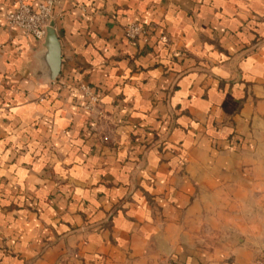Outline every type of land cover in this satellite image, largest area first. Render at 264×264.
<instances>
[{
  "label": "crops",
  "instance_id": "1",
  "mask_svg": "<svg viewBox=\"0 0 264 264\" xmlns=\"http://www.w3.org/2000/svg\"><path fill=\"white\" fill-rule=\"evenodd\" d=\"M12 2L0 264H264V0H59L56 76Z\"/></svg>",
  "mask_w": 264,
  "mask_h": 264
},
{
  "label": "built area",
  "instance_id": "2",
  "mask_svg": "<svg viewBox=\"0 0 264 264\" xmlns=\"http://www.w3.org/2000/svg\"><path fill=\"white\" fill-rule=\"evenodd\" d=\"M11 9L5 15V24L11 28H20L36 40H43L46 29L52 20V8L59 0H45L33 7L23 0H12ZM145 27L141 24L131 23L125 26L124 35L132 40L145 34ZM80 90L87 99L84 107L90 112L98 108V93L90 86L81 83Z\"/></svg>",
  "mask_w": 264,
  "mask_h": 264
},
{
  "label": "water",
  "instance_id": "3",
  "mask_svg": "<svg viewBox=\"0 0 264 264\" xmlns=\"http://www.w3.org/2000/svg\"><path fill=\"white\" fill-rule=\"evenodd\" d=\"M53 22H50L45 34V45L49 53V60L53 71V76H56L59 72L60 56H59V45L52 28Z\"/></svg>",
  "mask_w": 264,
  "mask_h": 264
},
{
  "label": "rangeland",
  "instance_id": "4",
  "mask_svg": "<svg viewBox=\"0 0 264 264\" xmlns=\"http://www.w3.org/2000/svg\"><path fill=\"white\" fill-rule=\"evenodd\" d=\"M216 204V203H215ZM218 204V203H217ZM232 202H231V204H229L228 205V207H232ZM249 205H250V209L252 210V209H254V207H255V202L254 201H250L249 202ZM220 207H224V208H226V206L224 205L223 206V204H221V202H219V206L217 205V209H220ZM231 218H228V217H222V216H215V220H214V223L217 225V227H218V234H219V237L217 236V237H215V238H218L217 239V241L218 240H221L222 241V243H224L225 242V237H227V234L225 233V231H226V223H227V221H229ZM250 220H251V225H256L257 224V221H258V217H250ZM203 225L204 226H209V222H204L203 223ZM203 237H205V238H207V239H209L210 238V234H209V232H205L204 234H203ZM216 241V240H215ZM220 245V244H219Z\"/></svg>",
  "mask_w": 264,
  "mask_h": 264
}]
</instances>
